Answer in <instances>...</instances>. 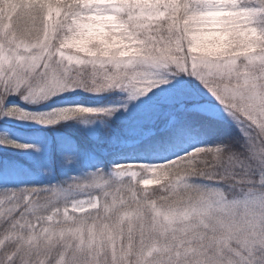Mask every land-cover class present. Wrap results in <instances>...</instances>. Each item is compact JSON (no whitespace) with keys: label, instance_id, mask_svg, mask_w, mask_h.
Listing matches in <instances>:
<instances>
[{"label":"snow or ice","instance_id":"1","mask_svg":"<svg viewBox=\"0 0 264 264\" xmlns=\"http://www.w3.org/2000/svg\"><path fill=\"white\" fill-rule=\"evenodd\" d=\"M0 264H264V0H0Z\"/></svg>","mask_w":264,"mask_h":264}]
</instances>
